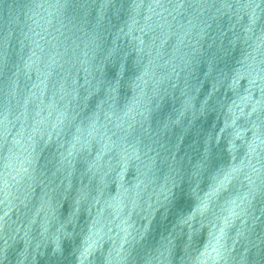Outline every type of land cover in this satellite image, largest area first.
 <instances>
[{
	"label": "water",
	"instance_id": "1",
	"mask_svg": "<svg viewBox=\"0 0 264 264\" xmlns=\"http://www.w3.org/2000/svg\"><path fill=\"white\" fill-rule=\"evenodd\" d=\"M0 264H264V0H0Z\"/></svg>",
	"mask_w": 264,
	"mask_h": 264
}]
</instances>
